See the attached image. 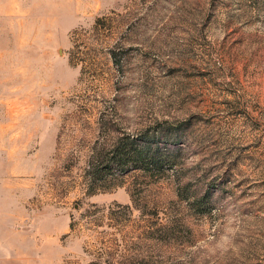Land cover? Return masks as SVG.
Masks as SVG:
<instances>
[{"label":"rangeland","instance_id":"rangeland-1","mask_svg":"<svg viewBox=\"0 0 264 264\" xmlns=\"http://www.w3.org/2000/svg\"><path fill=\"white\" fill-rule=\"evenodd\" d=\"M158 126L179 166L86 193ZM131 261L264 264V0H0V264Z\"/></svg>","mask_w":264,"mask_h":264},{"label":"trees","instance_id":"trees-1","mask_svg":"<svg viewBox=\"0 0 264 264\" xmlns=\"http://www.w3.org/2000/svg\"><path fill=\"white\" fill-rule=\"evenodd\" d=\"M109 55L114 65H117V54L109 51ZM180 137L179 131L158 126L153 131L139 135L124 134L93 146L89 150L83 175L86 193L94 195L106 192L118 186V178L131 172L140 173L154 181L160 180L171 166H179ZM122 264L141 263L131 261Z\"/></svg>","mask_w":264,"mask_h":264}]
</instances>
